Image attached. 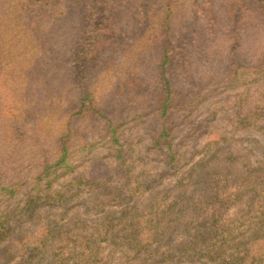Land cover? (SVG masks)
<instances>
[{"label":"rangeland","instance_id":"rangeland-1","mask_svg":"<svg viewBox=\"0 0 264 264\" xmlns=\"http://www.w3.org/2000/svg\"><path fill=\"white\" fill-rule=\"evenodd\" d=\"M26 4L32 16L36 3ZM250 6L239 7L232 25H224L228 39L213 46H228L237 29L232 42H242L236 51L230 46L215 59L217 65L194 66L175 82L174 100H193L196 109L188 120L176 110L168 119L180 166L173 176H163L168 151L155 145L163 121L156 113L134 118L141 112L137 100H118L111 113L115 123L125 122V163L101 147L80 163V146L101 136L107 122L53 113L48 97L43 114L32 116L26 103L33 100L21 98L19 90L23 73L5 63L4 43L10 40L1 39L0 29V192L4 186L16 188L11 198L0 195L1 209L8 212L0 229V264H215L192 246L218 244L235 252L264 231V17L245 13ZM2 9L3 1L0 28ZM202 9L204 16L207 8ZM201 16L192 13L186 23L193 28ZM184 20L182 15V34ZM11 41L14 51L17 40ZM120 69L111 68L115 81L126 80L117 77ZM108 79L99 83L109 85ZM69 121L77 167L39 183L37 176L57 156ZM216 234L218 240H211Z\"/></svg>","mask_w":264,"mask_h":264},{"label":"trees","instance_id":"trees-1","mask_svg":"<svg viewBox=\"0 0 264 264\" xmlns=\"http://www.w3.org/2000/svg\"><path fill=\"white\" fill-rule=\"evenodd\" d=\"M1 1V39L10 40L3 42L4 60L10 68L23 73L19 90L21 98L30 96L33 100L32 104L26 103V107L33 108L29 110L33 111L31 115L43 114L47 106L43 100L48 97L47 110L53 113L106 121L101 136L80 146L79 152L83 153L80 163L90 161L93 152L101 147L108 148V154L123 164L127 159L121 135L125 122L115 123L111 118L112 108L118 100H137L141 112L134 118L156 113L163 121L155 140L159 149L168 151L169 170L163 176H173L180 170L172 143L174 127L168 126L171 111H179L188 120L196 109L193 100H174L176 80L184 78L194 66L217 65L215 59L222 57L230 46L236 51L242 42L238 39L232 42L239 36L237 29L231 31L228 46H213L228 39L230 29L227 26L224 30V25H232L243 3H252L245 13L256 12L264 17V0H29L38 7L32 16L27 12L28 0ZM202 8H207L204 16H201ZM192 13L201 16L202 21L190 28L186 22ZM182 15L186 18L185 34L179 33ZM242 21L243 18L238 23ZM12 38L17 40L14 51L9 48ZM229 55L237 66L234 53ZM72 68H78L83 77ZM111 68H121L117 77L126 80L111 78L116 75L111 73ZM237 77L232 78V84ZM104 78L111 79V84H100ZM197 91L201 95V89ZM150 99L156 103L154 107ZM71 131L69 121L59 138L57 156L37 176L39 183L51 174L58 179L60 175L56 173L60 169L67 174L77 167L68 141ZM15 193V186H4L0 195L11 198ZM1 206L0 199V229H3L8 212ZM218 238L216 234L210 239ZM217 245H206V249L192 246V249L215 264H264V231L244 247L236 246L235 252ZM176 247L178 252H185L182 246ZM171 256L165 257L171 260Z\"/></svg>","mask_w":264,"mask_h":264}]
</instances>
